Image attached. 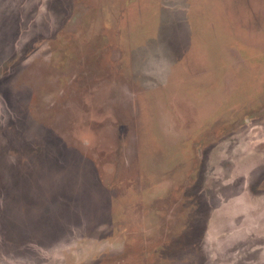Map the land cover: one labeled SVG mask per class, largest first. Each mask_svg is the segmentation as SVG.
<instances>
[{
    "label": "rangeland",
    "instance_id": "obj_1",
    "mask_svg": "<svg viewBox=\"0 0 264 264\" xmlns=\"http://www.w3.org/2000/svg\"><path fill=\"white\" fill-rule=\"evenodd\" d=\"M0 264H264V0H0Z\"/></svg>",
    "mask_w": 264,
    "mask_h": 264
}]
</instances>
